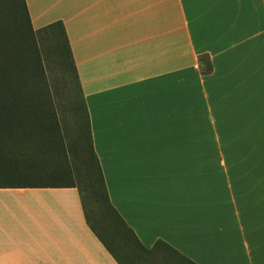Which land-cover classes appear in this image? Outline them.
<instances>
[{
  "label": "crops",
  "instance_id": "obj_1",
  "mask_svg": "<svg viewBox=\"0 0 264 264\" xmlns=\"http://www.w3.org/2000/svg\"><path fill=\"white\" fill-rule=\"evenodd\" d=\"M25 3L64 29L111 206L184 258L148 264H264V0ZM0 264L117 262L77 189H0Z\"/></svg>",
  "mask_w": 264,
  "mask_h": 264
},
{
  "label": "trees",
  "instance_id": "obj_2",
  "mask_svg": "<svg viewBox=\"0 0 264 264\" xmlns=\"http://www.w3.org/2000/svg\"><path fill=\"white\" fill-rule=\"evenodd\" d=\"M42 35L61 43L59 52L68 60L77 85L80 106L72 104L71 115L78 127L72 136L63 132L66 117L59 116L47 84L38 46ZM199 64L203 75L211 72L208 58H199ZM62 188L78 190L89 229L117 264H123L118 253H134V264H140L139 259L149 263L156 253L165 261L184 260L160 241L145 250L111 206L62 25L36 32L25 0H0V189ZM89 206L101 215L93 218Z\"/></svg>",
  "mask_w": 264,
  "mask_h": 264
},
{
  "label": "rangeland",
  "instance_id": "obj_3",
  "mask_svg": "<svg viewBox=\"0 0 264 264\" xmlns=\"http://www.w3.org/2000/svg\"><path fill=\"white\" fill-rule=\"evenodd\" d=\"M38 46L41 53L47 84L49 85L53 101L58 109V114L61 118L63 115L66 117L65 121L62 118V121L64 122L62 124L63 132L72 136L77 132L78 121L71 115V107L72 104L80 106V97L68 60H66L65 56L63 57L59 52V47H61L59 41L56 43L55 40H50L45 35H42L38 37ZM80 115L83 118L82 113H80ZM81 130L84 131L85 127H82ZM82 133L85 134V132ZM74 183L78 185V182ZM88 212L93 218L101 215L100 210L92 206L88 207ZM118 257L123 264L137 263L134 262L136 260L134 253H128L127 255L118 253ZM139 260L140 264H145L142 263L141 259Z\"/></svg>",
  "mask_w": 264,
  "mask_h": 264
}]
</instances>
